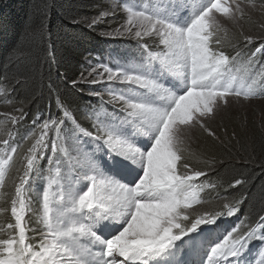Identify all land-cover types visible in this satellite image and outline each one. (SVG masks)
Segmentation results:
<instances>
[{
	"label": "snow or ice",
	"instance_id": "6c2138e0",
	"mask_svg": "<svg viewBox=\"0 0 264 264\" xmlns=\"http://www.w3.org/2000/svg\"><path fill=\"white\" fill-rule=\"evenodd\" d=\"M259 10L264 14V0ZM117 11L125 13V22L102 35H129L138 52L71 81L104 85L87 93L99 99L85 113L91 128L59 94L57 115L37 125L38 137L33 131L17 141L14 127L0 125L8 137L0 139V190L19 164L10 194L14 223L7 222L8 236L0 238V264H264V207L254 223L241 220L231 227L221 217L233 216L243 196L214 211H196L208 202L201 193L216 185L198 182L208 173L194 167L200 160L192 149L196 131L224 143L212 124L234 102L230 98L241 102L264 94V84L256 87L264 64L255 67L257 54L264 56V38L245 51L256 39L243 29L249 6L240 0H161L137 8L119 0L88 26ZM45 34L42 28L41 41ZM30 78L31 69L14 77L22 86ZM16 112L0 115L15 126L25 119L23 107ZM33 137L18 161L23 143ZM203 162L211 168L215 159ZM36 179L45 185L34 209L29 194ZM245 182L235 179L229 186ZM29 213L36 217L34 228ZM254 240L260 242L259 258L245 259Z\"/></svg>",
	"mask_w": 264,
	"mask_h": 264
},
{
	"label": "trees",
	"instance_id": "16d2710c",
	"mask_svg": "<svg viewBox=\"0 0 264 264\" xmlns=\"http://www.w3.org/2000/svg\"><path fill=\"white\" fill-rule=\"evenodd\" d=\"M119 1V0H118ZM127 0L131 6L144 4L147 7L157 5L161 0ZM260 5L262 0H242ZM105 0H0V88L6 89V95L0 94V114L5 112V107L10 108L11 113H16L17 108L23 107L25 119L14 126L16 140L27 136L29 133L38 132V124L43 119L55 118L58 112L56 97L65 100L66 106L75 113L79 122L86 128H91L92 121L85 118V113L91 108L98 107L99 99L89 96V89H99L97 85L80 84L73 86V79L80 80L81 73L86 74L90 68L100 63L109 62L115 65L122 62L121 58L127 53L138 52L137 42L128 39H107L99 35L101 29L88 27L86 19L94 18L97 9ZM73 21H80L73 23ZM249 22L254 26L251 32L256 33V39L252 45H248L246 52L254 50L261 39L264 31L258 29L257 19L249 17ZM246 22V23H247ZM43 28L45 36L40 40V31ZM246 33V32H245ZM250 34L249 32H247ZM232 29H229V36ZM255 37V36H254ZM241 44L244 41L241 38ZM39 51V59L36 53ZM49 51L52 55H49ZM256 69L264 64V56L257 54ZM31 69V78L26 86L16 84L14 77L18 70ZM23 83V82H22ZM264 84L261 77L256 85L259 88ZM52 85V88H49ZM59 88V93L55 91ZM11 103H6L7 99ZM262 102L264 94L251 98ZM111 111L112 106L106 105ZM2 111V112H1ZM40 117L37 124L34 118ZM4 118V117H3ZM1 119L0 122L4 121ZM221 123L212 127L216 130L220 140H213L200 132L193 141V151L198 158H214L215 163L211 168L200 160L193 162L196 167L202 166L203 170L212 172L208 177V183L215 184V188L209 192L211 199H221L224 203L239 200L245 197L243 203L238 206V211L231 217H224L229 226H234L241 220L254 223L261 207H264V127L240 128L238 125L226 128ZM7 127L13 128L8 123ZM235 133L236 139L232 140ZM5 134L0 133V139H7ZM238 141V142H237ZM34 139L26 140L17 160L22 159L23 149L27 148ZM201 145V146H200ZM205 145V146H204ZM2 147V145H0ZM228 149H231L229 152ZM203 154V156L201 155ZM201 159V158H200ZM194 166V167H195ZM19 164L13 168L10 177L6 178V185L0 190V208L8 207L7 212H0V226L4 231L0 232V238H7V222L14 223L10 213V194L14 192L13 181L18 175ZM63 168V166H62ZM48 175L47 165L44 166L43 176ZM235 179H244L246 182L235 188L230 187ZM202 180H207L202 177ZM33 189L29 194L33 202V208L41 197V188L45 185L43 179L33 182ZM29 221L30 227H36V217L32 213ZM26 216V220H28ZM250 218L246 220L245 218ZM219 222V221H218ZM30 236H31V232ZM260 242L254 240L250 244L259 248Z\"/></svg>",
	"mask_w": 264,
	"mask_h": 264
},
{
	"label": "rangeland",
	"instance_id": "374dc122",
	"mask_svg": "<svg viewBox=\"0 0 264 264\" xmlns=\"http://www.w3.org/2000/svg\"><path fill=\"white\" fill-rule=\"evenodd\" d=\"M117 2H119V1L118 0H105V2H103L104 4L101 5L99 7V9H97L98 12L95 15L98 16V14L100 12L107 10L109 7H115ZM151 2H154V0L151 1ZM240 2L242 4H245V5L249 6V12L251 13L250 17H255L257 19V24L259 25L258 29L261 30L260 32L264 31V28L261 27V22H264V14H262L260 12L259 6L255 4L257 7L255 9H252L251 5L253 3H251V2L246 3V2H243L242 0H240ZM132 7L144 8V7H147V6H145L144 4L143 5L140 4V5H135V6H132ZM124 17H125V13L123 11H117L115 16H111L110 15V16L104 18L105 22H101V23H99L97 25H94L92 27H97V29H101L100 32H99V35L104 37V38H107V39H110V40H113V39H123V40L124 39H128V40L137 42V40L135 38H133V37H131L129 35L117 36L115 38H110V37L102 35V33L110 32L113 29L119 27V25L121 23H124L125 22L124 21ZM91 19L92 18L85 20V24L87 26H88L87 22L91 21ZM247 21H249V18H247L245 20V22H244V25H243L244 31L246 33L249 32L251 35L256 37L257 34L251 32L252 31L251 29L254 28V26L252 24H250L249 22H247ZM261 35H264V34L261 33ZM150 43H152V42L150 41ZM152 46L155 47L156 45L152 44ZM104 64H109L110 65L109 62H105ZM99 70L100 69L98 68V71ZM85 75H87V73ZM97 87L100 89V88H103L104 85L103 84H97ZM118 87H122V86H118ZM107 99H109V97L107 95H105V100H107ZM230 99H233L234 102L222 114V117L218 118L212 125H214L216 123H221L222 125H224V122H225L226 125H227L226 128H228V129L231 128L233 125L234 126L238 125V127H240V128H243V127L244 128H247V127L248 128H250V127L257 128L259 126H260V128L264 127V99H263L262 102H259V100H254L253 101V99L244 101V100H242V98H241V102H235L236 98H230ZM108 105L113 107V105H111V104H108ZM11 112H14V111H10V108L5 107V112H2V113H8L9 116L16 115V113H11ZM3 117L4 116L1 115V119H4ZM8 123L10 124L11 127H14L13 125H11L10 121L6 120V119L4 121L0 122V125H6L7 126ZM38 133H40V131ZM199 134H200V132L196 131L195 137L199 136ZM38 136H39V134L36 133V137H38ZM34 138L35 137H33V139ZM192 146H195V145L192 143ZM197 157H199V156H197ZM200 158H199V160L202 161L203 158L202 157H200ZM197 168H199L201 170L204 169V167H202V166H199ZM207 173H208L207 174V180L205 181V183H208V181L210 179L208 177L212 174V172H209V171H207ZM201 179H202V177L199 178L198 182H201ZM208 191H209L208 189H205L201 193L203 199L206 200V201H207V199H211V198H209V197H211V194H209ZM223 203L224 202L221 199L208 201L207 203H204V204L196 206V211H199V212H203L205 210L214 211V210H217L218 208L222 207ZM189 211H193V210L190 209ZM224 223H225L226 226L230 227L228 223H226V222H224ZM28 235L30 236V233H28ZM256 248L257 247H253L252 249H250V252L247 254L245 259L251 260V259H253V257L258 259L259 257L257 256Z\"/></svg>",
	"mask_w": 264,
	"mask_h": 264
}]
</instances>
